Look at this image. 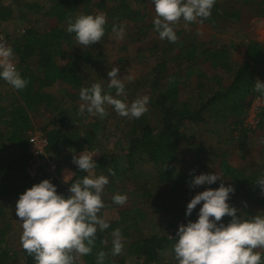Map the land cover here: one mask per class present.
I'll list each match as a JSON object with an SVG mask.
<instances>
[{
	"label": "trees",
	"instance_id": "1",
	"mask_svg": "<svg viewBox=\"0 0 264 264\" xmlns=\"http://www.w3.org/2000/svg\"><path fill=\"white\" fill-rule=\"evenodd\" d=\"M9 1L11 0H0V22L7 21L12 16L13 11L8 6ZM46 2L48 8L42 13L46 22L45 26L41 29L31 27L24 30L23 35L11 45L15 53L13 63L27 81L26 87L16 90L0 80V83L11 90L8 100L3 98L0 90V154L10 150L14 157L10 164H0V264L14 263L18 258V253L21 254L23 264H35L33 257L22 247L18 251H10L1 247L9 229L6 222L5 200L18 199L21 193L36 184L25 173L30 147L28 132L32 129L28 112L39 106H45L57 113L59 126L46 129L44 132L48 153L58 156L65 149H73L75 153L95 150L94 141L98 122L88 121L85 126L81 127V130L67 133L65 130L69 124L66 123V117L70 108L61 109L55 97L45 92L46 89L56 84L74 93L92 84V82L85 81L84 77L86 73L94 71L97 64L103 62L101 54L92 53L89 46L80 51L76 50L73 46L75 35L66 31L68 21L74 20V15L82 7L86 9L92 1L46 0ZM109 2L112 6L106 15L105 36L112 32L113 24L120 25L122 21L136 22L143 26L147 24V28H153V25L145 22V12L138 8L132 9L126 0H99L94 5L99 10H104ZM150 5L152 7L151 2ZM24 7L28 11L40 13V8L35 3L24 4ZM239 16L238 12L221 11L216 0L211 16L198 24L216 28L220 22L235 20ZM175 33L177 36L180 35L178 31ZM173 51L177 52V55L172 60L190 67L189 73H192L191 70L194 69L199 71V76H204L209 72L230 75L229 84L202 101L198 108H190L188 102L179 100L181 93L179 81L169 74L167 68L168 56ZM150 52L156 60L146 75L145 83L152 92H155L154 98L151 99V106L157 119L156 127L150 125L146 116H141L139 119L134 118L125 136L126 145L120 150L119 155L96 152L93 156L97 164L93 170L109 175L108 169H112L115 174L128 175L125 183L132 184L133 192L141 195L144 201H147L148 207L145 211L128 202L123 206L115 205L117 219L109 222V229L103 232L98 230L92 252L81 256L83 264H96V256L100 251L106 253L104 264H127V259L132 264L156 263L160 255L172 246L175 238L159 233L157 231L159 226L147 234L139 229L148 220L150 209H160V203L164 202L166 197L170 198L176 215L187 220H194L199 205L193 210L191 216L186 217V205L190 198H187L189 201L182 202L176 197L178 189L188 192L192 176L201 173H217L226 186L231 185L235 189L233 194L240 198L241 202L231 206L239 210L238 215L250 218L258 213L264 214V191L255 183V180L263 174L259 169L234 167L226 159L224 153H221L208 168L205 167L206 165L203 166L198 156L178 168L181 161L178 157L180 143L186 138L182 130L186 124L191 127L204 126L207 121L205 115H218L219 113L225 114L224 123H227L229 114L235 118H242L246 116L248 107L255 98L264 100V97L253 91L256 81L254 68L264 64V46L258 41H249L239 62L233 61L231 54L233 51L228 45L198 49L194 44L185 42L180 37H177L174 43L165 39L162 44H154L150 47ZM60 58L67 59L62 66H59L56 61ZM261 81L264 82V79ZM197 87L202 88L203 86L198 84ZM104 89L109 91L107 88ZM68 90V96L74 95ZM110 91L115 95V89ZM75 109V114H77V108ZM108 109L107 111L106 106L107 115L104 118L116 114L111 106H108ZM93 119L96 120L95 117ZM230 123L237 124L238 122ZM263 128L264 108L259 113L255 127L250 129L257 131ZM202 150V145L196 147L195 155L200 154ZM144 163L153 166L155 171L153 176L142 172L141 166ZM12 170L22 175L19 183L11 177ZM58 170L60 171V166L57 167ZM86 174L76 167L72 180ZM220 183L219 180L214 186L217 188ZM53 184L57 186L58 193L65 197L70 195L68 184H62L58 178L53 180ZM162 187L164 192L161 190ZM178 216L171 218V224L168 227L175 225L179 219ZM230 219L224 216L222 222L227 224ZM116 228L120 229L122 239L127 242L129 240V242L127 246L123 244L121 254L113 256L110 239H112V230ZM132 231L136 232L134 239H131L130 232Z\"/></svg>",
	"mask_w": 264,
	"mask_h": 264
},
{
	"label": "rangeland",
	"instance_id": "2",
	"mask_svg": "<svg viewBox=\"0 0 264 264\" xmlns=\"http://www.w3.org/2000/svg\"><path fill=\"white\" fill-rule=\"evenodd\" d=\"M92 3L84 9H80L78 13L74 15V18L80 14H108V10L111 8V2L106 4L104 10H99L94 4L99 0H91ZM128 5L132 9H140L144 11L145 22L149 25H153V19L155 12L153 6L150 7L151 0H126ZM221 11L224 12H238L240 15L238 19H231L222 21L216 28H212L206 24L191 23L186 24L182 19L178 21L174 27V31L180 32V37L183 41L194 44L198 49L201 48H218L222 45H228L233 53L232 58L234 62H239V59L243 57V52L249 41H258L264 46V0H217ZM35 3L40 8V13L28 11L25 9L24 4ZM8 6L12 9V16L10 19L4 22H0V41L6 45L14 44L22 35L24 30L34 27L41 29L45 26L46 22L42 16V13L47 10L48 3L46 0H11L8 2ZM125 29L124 39L115 40L114 33L110 32L102 38L101 42L94 43L89 46L92 53L98 52L101 54V60L103 62L97 64L94 71L85 74V81L92 83H101L104 88H107L108 76L107 73L112 67H118V76L123 78L126 75H131L133 79L128 81L125 78V93L124 96L130 103L137 97L147 95L149 103L147 105L148 111L142 116H146L151 126L157 124V119L154 114V110L151 106V99L154 98L155 92L151 91L148 85L145 83L146 75L152 68L156 58L151 54L150 47L154 44H162L161 40L156 34L154 28H147L146 25L140 23L122 21L121 24ZM73 46L76 50L80 51L85 47L77 45L75 37ZM178 52V50H177ZM175 51L171 53L167 59L169 74L175 76L179 81V88L181 93L179 100L181 102H188L190 108H198L202 101L206 100L214 94V92L225 88L229 84L230 75H222L220 73L209 72L204 76H199L198 72L192 69V73H189L190 67L187 65L178 64L174 62L172 58L177 55ZM59 66L64 65L67 62L66 58L56 60ZM256 80L264 79V64L259 67H255ZM198 84L202 85V88H198ZM0 90L5 100L9 99L11 90L4 84L0 83ZM67 88L56 84L52 88L45 90L46 93L52 94L58 102L61 109L70 108V112L66 117V123L69 126L66 128V132H75L81 130V127L86 125V122H98V130L95 134L96 139L94 141L95 150L85 151L90 155H94L96 152L108 154L115 153L119 155L120 150L125 147V136L129 130L131 121L134 118L121 117L117 114L110 115L108 118H99L89 116L86 112L79 114V92L69 91L71 96L67 95ZM264 100L255 98L249 105L246 116L242 118H235L233 115H228L227 123H224V113L218 115L211 114L205 115L207 118L204 126L191 127L186 124L182 130L186 138L180 143V149L178 157L180 162L178 168L185 165L186 162L192 160L194 157H199L203 166L209 167L217 157L224 153L226 159L234 167H245L247 169L260 170L264 174V128L263 130H253L259 119V113L264 108ZM78 113L75 114V108ZM107 106V111H108ZM31 121L32 129L28 134H43L46 129L58 127L57 113L52 112L45 106H39L28 112ZM238 122L237 124H231L230 122ZM156 127V126H155ZM202 145L203 150L200 154L195 155L196 147ZM30 150V149H29ZM44 154L38 157H28V161L25 166V173L27 176L34 180L36 183L44 179L53 180L58 178L62 184L64 175L71 172L73 174L74 169L77 167L72 163V156L79 155L75 153L73 149H65L58 156L48 153L46 150ZM29 153V152H28ZM14 157L12 152L7 150L0 154V164H10ZM60 166V171H57V167ZM142 172L149 173L153 176L155 174L154 168L149 163H144L141 166ZM94 175H100L99 171L92 170ZM11 177L16 183L21 181L22 175L16 170L10 172ZM59 176V177H58ZM128 175L115 174L109 176V184L105 186L102 199L105 207L101 210L103 218L108 222H113L117 219L115 210V204L112 202V196L116 193L127 194V202L132 206H138L143 210H147L148 203L138 193H134L133 186L129 182L125 183ZM217 180L216 182H218ZM215 182V183H216ZM198 186L196 188H189L188 192H184L178 189L176 199L180 201H189L187 198H193L198 192L206 190L207 188L216 187L214 184ZM164 192V188H161ZM152 198V197H151ZM230 194L228 203L231 205L239 204L241 199ZM18 199L5 200L6 222L9 225L8 232L4 237V244L1 247H5L10 251H18L20 246L19 236L22 232L20 222L15 215V205ZM202 203V202H201ZM161 208L156 210L150 209L148 213V220L140 227L139 230L144 234L151 233L158 227L159 233H165L171 238H175L177 228L180 224H186L187 219L179 217L173 211V205L169 197L164 199V202L160 203ZM200 207V205H199ZM198 207V208H199ZM198 213V212H197ZM178 216L179 219L175 225L170 226L171 218ZM197 219V214L194 218ZM131 239L136 237V232H130ZM112 242V239H110ZM129 242V240H128ZM127 240L122 239V243L127 246ZM172 247V246H171ZM171 247L163 252L159 260L154 264H177L171 253ZM256 251L263 252L264 249H256ZM18 258L12 264H23L21 254L18 253ZM127 264H132L126 260ZM75 264H83L81 257L75 260Z\"/></svg>",
	"mask_w": 264,
	"mask_h": 264
},
{
	"label": "clouds",
	"instance_id": "3",
	"mask_svg": "<svg viewBox=\"0 0 264 264\" xmlns=\"http://www.w3.org/2000/svg\"><path fill=\"white\" fill-rule=\"evenodd\" d=\"M215 3L216 0H151L155 12L153 28L161 40L174 43L177 35L173 25L181 19L186 24L202 23L211 16ZM106 23V15L102 12L80 14L68 21L66 31L74 34L77 45L83 48L101 42ZM112 32L115 40L124 39L122 25L113 24ZM14 55L12 46L0 41V80L22 90L27 81L13 63ZM118 73V67L108 71L109 91H105L101 83L80 89L79 114L86 112L103 119L107 115L106 106H111L118 116L139 119L148 111L150 98L147 95L128 102L124 96V81L125 78L131 81L133 77L120 78ZM253 91L264 97V82L257 79ZM93 156L85 151L72 156V163L87 174L74 181L71 172L64 175L63 182L69 185L67 197L58 193L57 186L48 179L33 184L19 195L15 205V215L22 228L19 242L35 264H75L77 258L92 252L98 230L103 232L110 228L101 212L105 207L102 195L110 182L109 175L115 173L108 169L109 175H94L92 170L97 164ZM217 180L221 181L219 187L200 191L187 203L186 217L200 205L197 219L178 226L171 247L173 258L177 264H264V253L256 251L264 249V214L250 218L238 215L239 210L228 203L235 189L226 186L217 173L192 176L189 186L211 185ZM255 183L264 191V174ZM127 199V194L112 196V202L119 206ZM224 216L231 218L227 224L222 222ZM111 235V255L117 256L123 250L122 234L116 228ZM105 258L104 251L98 252L96 264H104Z\"/></svg>",
	"mask_w": 264,
	"mask_h": 264
},
{
	"label": "built area",
	"instance_id": "4",
	"mask_svg": "<svg viewBox=\"0 0 264 264\" xmlns=\"http://www.w3.org/2000/svg\"><path fill=\"white\" fill-rule=\"evenodd\" d=\"M264 102V101H263ZM29 155L32 157H38L44 154V150L47 148V141L43 134H30L29 135Z\"/></svg>",
	"mask_w": 264,
	"mask_h": 264
}]
</instances>
